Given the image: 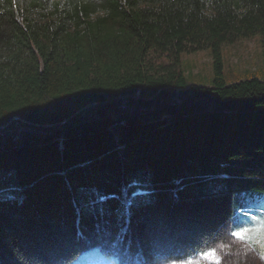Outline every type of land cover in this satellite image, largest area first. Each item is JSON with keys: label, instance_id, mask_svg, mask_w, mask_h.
<instances>
[{"label": "trees", "instance_id": "trees-1", "mask_svg": "<svg viewBox=\"0 0 264 264\" xmlns=\"http://www.w3.org/2000/svg\"><path fill=\"white\" fill-rule=\"evenodd\" d=\"M256 35L264 0H0V264H185L263 215L264 73L221 51Z\"/></svg>", "mask_w": 264, "mask_h": 264}, {"label": "rangeland", "instance_id": "rangeland-1", "mask_svg": "<svg viewBox=\"0 0 264 264\" xmlns=\"http://www.w3.org/2000/svg\"><path fill=\"white\" fill-rule=\"evenodd\" d=\"M221 51L227 82H234L238 78L259 76L264 73V47L261 35L225 44L222 46ZM182 67L189 81L193 83H210L215 75L213 51L205 49L183 54ZM237 192L238 197L241 191ZM246 195L247 193L236 200L237 215L240 213V206H264V200H261V198L257 199ZM150 199L151 196L148 194L143 199H137L135 203ZM231 231L233 232L232 229ZM214 248L217 250L218 255L225 259L226 264H264V259H261V253H264V251L259 252L252 244L241 242L236 238L229 240L227 243L220 242ZM72 264L116 263L106 258L100 249L94 248L84 253ZM197 264H209V261L201 258Z\"/></svg>", "mask_w": 264, "mask_h": 264}, {"label": "snow or ice", "instance_id": "snow-or-ice-1", "mask_svg": "<svg viewBox=\"0 0 264 264\" xmlns=\"http://www.w3.org/2000/svg\"><path fill=\"white\" fill-rule=\"evenodd\" d=\"M252 209L243 210L247 215ZM232 236L237 240L248 244H255L257 238H264V217H253L252 221L238 230L233 231ZM255 234V236L253 235ZM199 256L194 253L182 254L174 257L178 261H184L185 264H197L199 259L209 261V264H226L223 257L219 256L214 247L198 249ZM261 259H264V253H261Z\"/></svg>", "mask_w": 264, "mask_h": 264}, {"label": "crops", "instance_id": "crops-1", "mask_svg": "<svg viewBox=\"0 0 264 264\" xmlns=\"http://www.w3.org/2000/svg\"><path fill=\"white\" fill-rule=\"evenodd\" d=\"M257 216L258 217H264V214L263 215L253 214V215H250L249 217H245V218L240 219V221L237 223L236 229L238 230L241 226L247 225L248 223H250L252 221L253 217H257ZM232 230L234 231L235 229H232ZM252 245L259 252H263L264 251V238H257L255 244H252Z\"/></svg>", "mask_w": 264, "mask_h": 264}]
</instances>
